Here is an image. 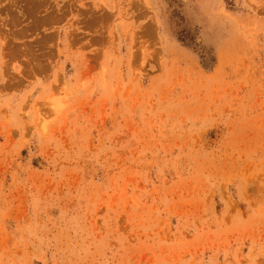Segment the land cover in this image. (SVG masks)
<instances>
[{
    "label": "rangeland",
    "instance_id": "374dc122",
    "mask_svg": "<svg viewBox=\"0 0 264 264\" xmlns=\"http://www.w3.org/2000/svg\"><path fill=\"white\" fill-rule=\"evenodd\" d=\"M0 264H264V0H0Z\"/></svg>",
    "mask_w": 264,
    "mask_h": 264
},
{
    "label": "trees",
    "instance_id": "16d2710c",
    "mask_svg": "<svg viewBox=\"0 0 264 264\" xmlns=\"http://www.w3.org/2000/svg\"><path fill=\"white\" fill-rule=\"evenodd\" d=\"M185 38H186L185 35H183V34L181 33L180 36H179V39L185 42V41H186ZM186 44H190V45H191V44H193V41H188V42L186 41ZM202 52H203V51H202ZM202 56H203V58H204L203 61L205 62V61L208 59V57H207L206 54H203Z\"/></svg>",
    "mask_w": 264,
    "mask_h": 264
}]
</instances>
